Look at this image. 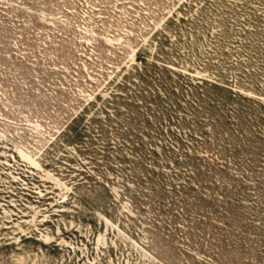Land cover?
Wrapping results in <instances>:
<instances>
[{
    "label": "rangeland",
    "instance_id": "374dc122",
    "mask_svg": "<svg viewBox=\"0 0 264 264\" xmlns=\"http://www.w3.org/2000/svg\"><path fill=\"white\" fill-rule=\"evenodd\" d=\"M0 264H264V0H0Z\"/></svg>",
    "mask_w": 264,
    "mask_h": 264
},
{
    "label": "trees",
    "instance_id": "16d2710c",
    "mask_svg": "<svg viewBox=\"0 0 264 264\" xmlns=\"http://www.w3.org/2000/svg\"><path fill=\"white\" fill-rule=\"evenodd\" d=\"M203 84H207V85L211 86L212 88L222 89V87H221L220 84H218V83H216V82H211V81H207V82L204 81L203 83L198 82V83H196L195 88H196V87H197V88H201V86H202ZM207 85H206V86H207ZM222 90H224V89H222ZM228 91H229L230 94H231V97H230V98H234V97H236V94H235L232 90H228ZM211 103H212V104H216V103H215V100H212Z\"/></svg>",
    "mask_w": 264,
    "mask_h": 264
}]
</instances>
